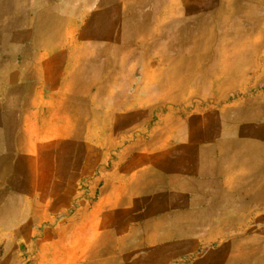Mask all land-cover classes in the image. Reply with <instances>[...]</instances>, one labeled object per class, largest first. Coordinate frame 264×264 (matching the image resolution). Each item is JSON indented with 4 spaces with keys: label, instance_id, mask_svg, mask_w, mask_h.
Listing matches in <instances>:
<instances>
[{
    "label": "crops",
    "instance_id": "crops-1",
    "mask_svg": "<svg viewBox=\"0 0 264 264\" xmlns=\"http://www.w3.org/2000/svg\"><path fill=\"white\" fill-rule=\"evenodd\" d=\"M0 8V264H264V131L123 133L106 55L42 46L59 5Z\"/></svg>",
    "mask_w": 264,
    "mask_h": 264
},
{
    "label": "rangeland",
    "instance_id": "rangeland-1",
    "mask_svg": "<svg viewBox=\"0 0 264 264\" xmlns=\"http://www.w3.org/2000/svg\"><path fill=\"white\" fill-rule=\"evenodd\" d=\"M31 1L58 4L54 30L74 37L42 46L84 50L91 67L105 54L107 71L122 73L116 103L123 107L107 108V115L121 113L123 133L136 127L147 140L154 131L176 132L179 121L192 130L211 117L221 129L264 131V0H204L218 10L200 20L198 0ZM66 16L75 27H62ZM134 138L124 135V146Z\"/></svg>",
    "mask_w": 264,
    "mask_h": 264
}]
</instances>
